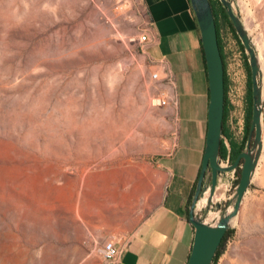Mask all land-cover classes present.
<instances>
[{"label":"rangeland","instance_id":"rangeland-1","mask_svg":"<svg viewBox=\"0 0 264 264\" xmlns=\"http://www.w3.org/2000/svg\"><path fill=\"white\" fill-rule=\"evenodd\" d=\"M238 4L264 71V0ZM142 29L125 0H0V264L105 263L103 176L158 161L176 130ZM231 229L217 264H264V146Z\"/></svg>","mask_w":264,"mask_h":264},{"label":"crops","instance_id":"crops-1","mask_svg":"<svg viewBox=\"0 0 264 264\" xmlns=\"http://www.w3.org/2000/svg\"><path fill=\"white\" fill-rule=\"evenodd\" d=\"M125 1L141 16L148 34L142 51L156 70L176 130L170 152L158 161L103 176V203L93 214L91 235L101 245L113 241L120 251L104 264H186L194 229L185 208L201 168L210 98L199 29L190 0Z\"/></svg>","mask_w":264,"mask_h":264},{"label":"water","instance_id":"water-1","mask_svg":"<svg viewBox=\"0 0 264 264\" xmlns=\"http://www.w3.org/2000/svg\"><path fill=\"white\" fill-rule=\"evenodd\" d=\"M244 48L250 69L252 114L245 150L233 163L220 157L224 114V66L209 0H190L196 17L209 82L208 128L196 188L188 206L194 229L186 264H212L227 230L232 228L248 193L263 151L264 71L259 48L238 0H219ZM240 168L237 185L229 193L227 175Z\"/></svg>","mask_w":264,"mask_h":264},{"label":"built area","instance_id":"built-area-1","mask_svg":"<svg viewBox=\"0 0 264 264\" xmlns=\"http://www.w3.org/2000/svg\"><path fill=\"white\" fill-rule=\"evenodd\" d=\"M222 53L224 55V76L227 80L226 99L229 106V113L226 119L228 128L233 132L234 137L242 141L245 134V93L247 83V72L245 68V53L230 27L221 23L218 29ZM148 40V34L142 33L138 38L140 44ZM151 77L157 79L154 72ZM228 160H224L226 162ZM231 172L228 192L233 189V176ZM100 258L106 263H112L119 256V249L113 241H107L97 250Z\"/></svg>","mask_w":264,"mask_h":264},{"label":"trees","instance_id":"trees-1","mask_svg":"<svg viewBox=\"0 0 264 264\" xmlns=\"http://www.w3.org/2000/svg\"><path fill=\"white\" fill-rule=\"evenodd\" d=\"M209 3L211 5L213 16L215 19L217 40H218V45L220 49V54H221L222 61H223V66H225L224 55L222 53L219 34H218V29L221 23L227 24L230 27V29L233 31L235 37L237 38L240 44V47L243 53H244V48L242 47L233 29V26L226 14V11L224 7L221 5V3L219 2V0H209ZM245 68L247 72V94H246L245 134H244V138L242 139V141H236L235 139H233L232 132L230 131V129L228 128L226 124V119L229 113V106H228L227 99H226L227 80H226V77L224 76V114H223V121H222V134H223L222 136L223 137L221 139L219 152H220L221 159L228 160L230 164L233 163L236 157L245 150L247 140H248V135H249L250 123H251V114H252L251 82H250V69L247 63L246 55H245ZM239 177H240V168H238L235 171V180L233 181V188L237 185L239 181ZM188 206H189V201L185 208V214L187 216V219H188ZM232 233H233V229H229L225 233L222 239V242L214 256L212 264H217L218 259L220 258V256L222 255L224 251L226 241L228 240V238L231 236Z\"/></svg>","mask_w":264,"mask_h":264}]
</instances>
